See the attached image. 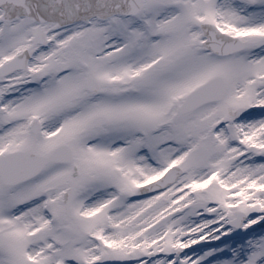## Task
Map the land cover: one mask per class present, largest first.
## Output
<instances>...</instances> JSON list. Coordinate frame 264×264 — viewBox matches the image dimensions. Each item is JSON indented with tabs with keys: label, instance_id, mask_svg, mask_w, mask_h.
Returning a JSON list of instances; mask_svg holds the SVG:
<instances>
[{
	"label": "snow or ice",
	"instance_id": "1",
	"mask_svg": "<svg viewBox=\"0 0 264 264\" xmlns=\"http://www.w3.org/2000/svg\"><path fill=\"white\" fill-rule=\"evenodd\" d=\"M0 264H264V0H0Z\"/></svg>",
	"mask_w": 264,
	"mask_h": 264
}]
</instances>
